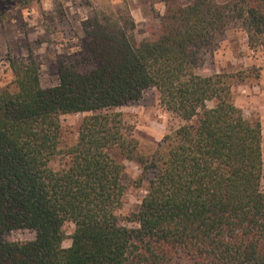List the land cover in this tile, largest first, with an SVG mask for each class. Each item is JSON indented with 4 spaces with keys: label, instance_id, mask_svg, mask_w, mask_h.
I'll return each instance as SVG.
<instances>
[{
    "label": "trees",
    "instance_id": "1",
    "mask_svg": "<svg viewBox=\"0 0 264 264\" xmlns=\"http://www.w3.org/2000/svg\"><path fill=\"white\" fill-rule=\"evenodd\" d=\"M161 2L155 39L137 40L132 16L86 21L55 87H42L33 58L11 61L14 88L0 90V264H264L262 122L236 105L237 76L199 73L230 30L264 45V0ZM149 89L186 124L143 158L117 109ZM70 114L88 115L64 147ZM126 160L148 183L126 219L134 227L118 213ZM17 230L36 238L7 240Z\"/></svg>",
    "mask_w": 264,
    "mask_h": 264
},
{
    "label": "rangeland",
    "instance_id": "2",
    "mask_svg": "<svg viewBox=\"0 0 264 264\" xmlns=\"http://www.w3.org/2000/svg\"><path fill=\"white\" fill-rule=\"evenodd\" d=\"M217 1L225 4L230 0ZM164 13L165 5L161 0H0V90L14 88L11 61L29 58H33L39 67L42 87L57 86L58 66L69 62L74 53L81 51L88 20L132 16L136 22L135 37L141 41L160 35V20ZM221 72L237 76L233 80L236 105L248 118L259 117L263 126L264 45L251 49L245 33L230 30L220 47L206 57L204 66L199 70L203 76ZM208 106L213 107L214 103H208ZM117 111L123 113L126 124L139 141L143 158L156 151L167 134L186 124L160 105L156 89L147 90L139 101ZM87 115L70 114L61 118L64 147L76 143L79 126ZM190 124L195 125L196 120ZM65 162L59 158L56 166ZM123 164L122 182L126 191L118 213L125 219L124 225L134 227L126 219L138 211L147 194L148 183L138 184L142 166L137 161L126 160ZM262 190L264 192V171ZM74 229L71 223L64 226L67 236L65 248L71 246L70 236ZM6 238L9 241H32L36 233L17 230Z\"/></svg>",
    "mask_w": 264,
    "mask_h": 264
},
{
    "label": "crops",
    "instance_id": "3",
    "mask_svg": "<svg viewBox=\"0 0 264 264\" xmlns=\"http://www.w3.org/2000/svg\"><path fill=\"white\" fill-rule=\"evenodd\" d=\"M262 119H263V117H262ZM263 136H264V124H263Z\"/></svg>",
    "mask_w": 264,
    "mask_h": 264
}]
</instances>
